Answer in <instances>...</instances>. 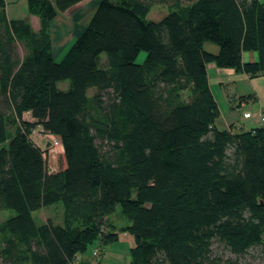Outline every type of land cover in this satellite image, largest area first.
Instances as JSON below:
<instances>
[{
	"label": "trees",
	"instance_id": "trees-1",
	"mask_svg": "<svg viewBox=\"0 0 264 264\" xmlns=\"http://www.w3.org/2000/svg\"><path fill=\"white\" fill-rule=\"evenodd\" d=\"M79 1L26 0L35 31L0 0V210L15 211L2 264H89L87 246L101 252L121 230L132 264H221L214 243L264 252V124L217 127L207 78L209 62L264 73V0H95L56 61L49 21ZM155 4L168 9L151 19ZM36 127L62 144L55 170ZM57 203L59 222H35Z\"/></svg>",
	"mask_w": 264,
	"mask_h": 264
},
{
	"label": "rangeland",
	"instance_id": "rangeland-1",
	"mask_svg": "<svg viewBox=\"0 0 264 264\" xmlns=\"http://www.w3.org/2000/svg\"><path fill=\"white\" fill-rule=\"evenodd\" d=\"M167 9V5L155 4L151 7L147 16L151 19L160 18L167 12ZM70 11L71 12H67L68 15H66L68 18L69 16L73 18L78 12L73 10ZM6 12L9 18H16L23 14H28L25 0H7ZM80 14L81 13L78 15L80 18L78 19L81 22L87 23L91 13L81 16ZM36 22V20H32V27L38 25ZM75 37L73 36V40ZM66 46L64 48H66ZM20 52L22 51L20 50ZM102 56H104V54H102ZM143 57L144 53L141 52L137 61H142ZM235 73L234 76H221L220 78L213 70H209V89L216 103L215 125L217 127H223L227 126L228 122H234L236 130L243 129L240 127L241 124L246 127L244 129H249L258 124L256 113L259 111L258 109L264 105V73H257L253 76H249L247 73L241 71ZM57 85L59 88L64 89L67 87L68 81H61ZM241 96H244V98H242L240 102ZM27 114L28 113L24 114L25 119H29ZM36 130H40V128L36 127ZM40 135L42 137L39 141H46L47 136L44 135V133ZM49 155V163L52 165V160L54 159L56 160V164H58L61 158L60 153L56 154L53 151ZM117 212H119V206L116 207L112 217L118 223L117 225L121 227L124 225L125 221L118 214H115ZM13 214H15L13 209L0 210V244L4 231L2 228V221ZM61 215L62 207L60 203L49 205L32 212V216L37 224L44 222L48 218L54 222H59L61 220ZM119 233H121L120 238L115 242H111L97 255L92 254V250L96 246H87L85 252L82 253L83 257L88 259L89 264H98V261H100L99 264H132L131 248L134 245V240L131 243L129 238L131 239L132 237V239H134L133 235L123 230L119 231ZM126 234H128V236ZM98 247H100V245H98ZM213 253L221 258V264H229L230 261H237L238 264H264V252L260 250V247H252L248 249L245 254L236 256L218 243H214ZM0 264H2L1 258Z\"/></svg>",
	"mask_w": 264,
	"mask_h": 264
},
{
	"label": "crops",
	"instance_id": "crops-1",
	"mask_svg": "<svg viewBox=\"0 0 264 264\" xmlns=\"http://www.w3.org/2000/svg\"><path fill=\"white\" fill-rule=\"evenodd\" d=\"M11 1H15V0H11ZM6 3L7 0H5V13L7 16V12H6ZM25 4H26V0H25ZM96 5L95 0H81L79 2H77L76 4L72 5L70 8H68L67 10L63 11V12H59L52 20L49 21V34H50V41H51V50H52V55L53 58L58 61L64 54V52L67 50V48L70 46V44L72 43L73 40V36L75 37L80 30L83 28V26L86 24L84 22H81L78 18L79 13L80 16L81 15H86V14H92L94 7ZM27 9V7H26ZM70 10L73 11H78L77 14L73 17V18H69L66 16L68 15L67 12H71ZM19 18L22 17H27V19L29 20L30 24L32 22V20H36L38 23V25L36 27H31L33 30H38L39 28V19L37 16L32 15V14H23L22 16H18ZM16 17V18H18ZM7 18H9L7 16ZM78 19V20H77ZM68 47H67V46ZM66 46V48H64ZM205 49L212 51V52H216L217 51V46L211 43H204L203 46ZM242 59L243 61H253L257 59V53L255 51L252 50H244L242 51ZM213 70L215 72V74L221 78V76H234L236 73V71H234L233 68L230 67H217L213 62H209L207 64V78H208V84H209V70ZM244 97V96H243ZM241 102V101H240ZM263 106V105H262ZM262 107H260L258 110H260ZM27 114L28 116V120H32L30 112L25 111L23 113V118L24 114ZM232 124V130H236V126L234 125V122H228L227 126H223L220 128H227L229 127V125ZM241 128H246L243 124L240 125ZM53 163L56 164V160H52ZM57 165V164H56ZM114 219V218H113ZM114 224H118L116 222V220L114 219ZM126 224V223H124ZM118 226V225H117ZM121 233H119V235L117 236L116 240H118L120 238ZM128 236V234H126ZM114 240V242L116 241ZM129 240L131 241V243L133 242L134 239L129 238ZM113 242V241H112ZM111 243V242H110ZM110 243L106 244L103 248L107 247ZM103 251V250H102ZM100 259V258H99ZM100 263V261H98ZM98 263V264H99Z\"/></svg>",
	"mask_w": 264,
	"mask_h": 264
},
{
	"label": "built area",
	"instance_id": "built-area-1",
	"mask_svg": "<svg viewBox=\"0 0 264 264\" xmlns=\"http://www.w3.org/2000/svg\"><path fill=\"white\" fill-rule=\"evenodd\" d=\"M256 118L258 121V124H264V105L263 107L256 113ZM47 136L46 141L44 142H40V138L42 137L40 134H43ZM30 138L32 140V142L37 145L38 147H40L43 156L47 159V166L48 169L50 171L55 170L57 165L52 163V165L49 163V154L51 152L54 151V153L58 154L62 152V144L60 142V140L52 133L50 132H46L43 130H36L33 129L30 132ZM100 252V248L98 246H96L93 250H92V254L97 255Z\"/></svg>",
	"mask_w": 264,
	"mask_h": 264
}]
</instances>
